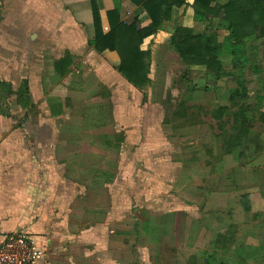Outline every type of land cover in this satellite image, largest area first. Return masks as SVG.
I'll use <instances>...</instances> for the list:
<instances>
[{"label":"crops","instance_id":"crops-1","mask_svg":"<svg viewBox=\"0 0 264 264\" xmlns=\"http://www.w3.org/2000/svg\"><path fill=\"white\" fill-rule=\"evenodd\" d=\"M95 1L102 28L108 26L107 13L115 6H119L121 20H133L141 12L139 27L150 23L145 12L130 0ZM193 2L185 0L183 6L173 8L163 28L143 39L140 49L150 54L148 81L132 85L118 72L116 52H98L89 45L94 38L90 0H0V81L14 93L7 98L9 113H0V243L13 233H27L43 252L33 264H158L156 255L141 256L145 247L153 244L155 253L162 244L154 234L144 233L150 219L155 225L161 222L160 206L148 202L156 195L151 175L138 177L133 185L127 176L109 177V150L116 154L128 151L127 142L132 141L133 135L129 139L126 132V115H139L132 103L136 99L161 101L159 93H165L162 101L167 106L175 100L170 92L174 89L176 96L181 93L177 100L182 105L206 80L212 88L228 85V102L242 90L239 85L264 90V68H235L232 55L226 52L219 57L217 74L204 65L189 66L178 56L170 40L176 28L195 27ZM216 34L219 44L227 37L223 29H217ZM65 58L67 62L60 64ZM190 73L201 76L194 80ZM22 88L28 97L25 107L24 99L19 102L17 96ZM259 97H264V91L256 95L254 104ZM6 101L4 98V104ZM109 113L113 116L111 126L106 118ZM190 116L174 112L161 121L175 130L174 121ZM246 116L249 132L258 134L264 146V123L253 126V116ZM155 119L149 118L153 122L148 124H154ZM110 128L113 133L109 136ZM144 132L148 136L149 131ZM207 148L211 147H203L206 153L210 152ZM171 153L172 149L168 150L169 158L164 162L175 168ZM263 155L235 163L244 169L233 170L237 187L242 172L250 177L245 181L248 187L237 189L239 196L260 190L253 183L258 174L264 181V166L259 163ZM260 195L264 198V192ZM234 207V214H250L243 212L239 203ZM231 228L235 229V224L228 226ZM218 234L221 247H216L224 250L231 243L224 238L231 237L228 231ZM259 243L249 245L252 253L248 257L239 247L238 257H245L243 264L248 259L258 261ZM209 254H200L205 264Z\"/></svg>","mask_w":264,"mask_h":264},{"label":"rangeland","instance_id":"rangeland-1","mask_svg":"<svg viewBox=\"0 0 264 264\" xmlns=\"http://www.w3.org/2000/svg\"><path fill=\"white\" fill-rule=\"evenodd\" d=\"M190 75L194 80H198L201 76L198 73H190ZM0 84L4 86L1 81ZM210 84L211 82L207 80L200 83L192 92L191 98L182 105L177 100L181 93L176 96L174 89H170V92H173L175 100L167 106L162 101L165 93H159L158 99L162 98L161 101L151 98L150 101L140 102L136 99L132 103V109L139 115H126L128 118L126 132L129 139L133 135L132 141L127 142L125 150L128 151L120 150L119 154H116L114 150H109V177L112 175L127 176L130 184L133 185L138 177L151 175L150 179L153 181L151 187L156 195L152 194L148 202L149 204L156 203V207L160 206L161 209L158 210L161 211V222H156L155 225V220L150 219L146 222L144 233L150 237L154 234L156 241L160 243L162 241V244L159 248L156 247L155 253L153 244L145 247L141 256L153 258L156 255L158 264H205L206 260L200 255L205 251L210 254L215 253L217 260L223 261L224 264H241L243 261L241 259L245 257H238L240 249L242 255L252 253L249 245L260 242L256 258L258 261L252 263L250 262L252 259H248L245 264H264V219L260 218L259 221H255L257 219L253 218L251 213L245 217L240 212L234 214V210L237 209L234 206L238 204V191L240 188L244 190L248 187L245 181L250 177L246 178L245 173L242 172L239 177L240 187L234 184L233 170H244L235 165L238 162V153L233 151L228 154L222 150V140L218 138L222 131L221 123L212 121L208 117L216 113L218 108L229 106L228 85H224L221 89L212 88ZM1 85L0 113L8 114L10 108L7 98L10 96L7 95L10 88ZM239 86L245 91V103L250 107L254 105L256 95H261L264 91L255 87L248 89L242 85ZM180 90L178 88V91ZM5 97L7 101L4 104ZM236 109L235 107L230 108V111L225 113L226 116L235 112ZM252 109L248 110L246 115H252L253 126H258L263 122L262 116L264 115H258L260 108L256 109L254 106ZM262 111L264 108H261ZM174 112L175 115L183 113L191 115L188 120L174 121L176 131L174 128L171 130L169 125H163L161 121ZM254 115H257V120L254 119L256 118ZM112 117L110 113L109 117H106L109 126H111ZM152 117L156 119L154 124L149 125L148 122H153L149 120ZM225 119L227 121L226 117ZM230 125L229 119L225 130L229 129ZM144 131H149L148 136L144 134ZM112 133L113 129L110 128L109 136ZM206 145L211 147L207 148L210 151L207 152L208 154L203 149ZM170 149L173 152L171 155L175 168H170V165L164 162L165 158H169L168 150ZM145 157L148 161L143 159ZM125 158L130 161H126ZM259 163L264 166V155ZM257 177L256 183L253 184L264 192L262 175L258 174ZM129 188L133 189L132 186ZM136 189L137 185H134V190ZM228 197L231 198L228 199ZM231 224H235L236 228L228 229ZM260 224L261 226H257ZM225 231L229 232L231 239L224 238V242L231 241V243L224 247V250H219L216 247L218 240L221 241L218 233ZM141 242L142 245H146L145 241ZM151 263L154 264L153 261Z\"/></svg>","mask_w":264,"mask_h":264},{"label":"trees","instance_id":"trees-1","mask_svg":"<svg viewBox=\"0 0 264 264\" xmlns=\"http://www.w3.org/2000/svg\"><path fill=\"white\" fill-rule=\"evenodd\" d=\"M142 9L150 23L139 27L138 13L133 20L119 18V6L107 13L109 31L104 33L95 0H90L93 16L94 38L89 43L98 52L105 50L116 52L120 64L119 74L132 85L145 84L148 81L150 54L141 51L143 39L152 32L163 28V23L170 19L173 8L185 4V0H130ZM195 27H178L171 37L170 46L187 65H204L217 74L221 62L219 57L226 52L232 55L235 68H264V0H194L192 4ZM217 19L218 24H215ZM217 29L227 32V37L219 44ZM66 58L60 64L66 63ZM259 69V68H258ZM3 86V85H1ZM5 87V86H3ZM239 90L229 98V106L220 107L212 114L220 120L219 139L222 150L228 154L238 150V160L248 162L264 152V146L258 134L249 132V120L246 116L253 106L246 104V93ZM9 90L8 95H13ZM22 107L28 104L27 91L22 88L17 95ZM6 99V97H5ZM256 108H264V97L256 99ZM235 112L226 116L230 108ZM259 109L258 115H264ZM234 111V110H233ZM223 116L227 121H222ZM231 121L229 129L226 124ZM264 123V116H262ZM261 191H246L239 196V207L243 212L253 213L255 219H264V198ZM257 211V212H256ZM217 244H220L219 240ZM221 247V244H220ZM250 256V253H245ZM207 264H224L214 254L206 255ZM218 261V263H217Z\"/></svg>","mask_w":264,"mask_h":264},{"label":"built area","instance_id":"built-area-1","mask_svg":"<svg viewBox=\"0 0 264 264\" xmlns=\"http://www.w3.org/2000/svg\"><path fill=\"white\" fill-rule=\"evenodd\" d=\"M102 30L108 32V26ZM42 255L36 240L25 232L13 233L0 243V264H33Z\"/></svg>","mask_w":264,"mask_h":264}]
</instances>
